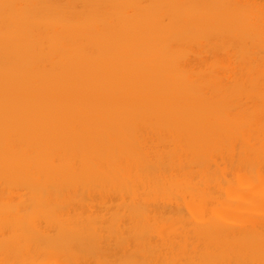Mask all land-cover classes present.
Here are the masks:
<instances>
[{
  "label": "bare ground",
  "instance_id": "bare-ground-1",
  "mask_svg": "<svg viewBox=\"0 0 264 264\" xmlns=\"http://www.w3.org/2000/svg\"><path fill=\"white\" fill-rule=\"evenodd\" d=\"M0 264H264V0H0Z\"/></svg>",
  "mask_w": 264,
  "mask_h": 264
}]
</instances>
